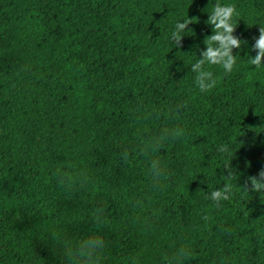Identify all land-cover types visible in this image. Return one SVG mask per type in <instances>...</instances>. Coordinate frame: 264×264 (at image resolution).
<instances>
[{
  "label": "trees",
  "instance_id": "16d2710c",
  "mask_svg": "<svg viewBox=\"0 0 264 264\" xmlns=\"http://www.w3.org/2000/svg\"><path fill=\"white\" fill-rule=\"evenodd\" d=\"M217 3L235 6L242 46L231 74L210 67L218 83L202 93L191 65ZM260 26L264 0H0V264H60L67 243L90 235L106 243L99 264H165L180 246L192 249L184 264H264V194L240 188L264 167V66L248 62ZM154 108L162 119L143 120ZM164 126L185 135L139 154L138 130ZM152 158L169 173L158 190ZM58 170L89 184L66 192ZM228 184L232 198L216 208L206 196Z\"/></svg>",
  "mask_w": 264,
  "mask_h": 264
},
{
  "label": "clouds",
  "instance_id": "9594fccd",
  "mask_svg": "<svg viewBox=\"0 0 264 264\" xmlns=\"http://www.w3.org/2000/svg\"><path fill=\"white\" fill-rule=\"evenodd\" d=\"M238 15L234 5L215 4L206 24L212 28L213 34L205 37L204 44L206 51L201 53L202 58L197 59L191 65V72L195 74L194 82L198 90L202 93H207L214 89L218 83V78L214 76L210 67L219 66L223 70V75L231 74L236 65V56L233 55V49H240L242 41L234 36L236 31V23L233 17ZM193 19L187 17L183 22L175 24V30L171 33V41L175 47L181 46L183 33L188 29ZM255 40L252 46V51L256 52L254 58H249L248 62L256 69L264 66V26L259 27V37L253 38ZM209 66V67H206ZM185 105L182 102H177L172 105L168 111L172 113L180 112ZM135 115V113H134ZM163 113L159 109H152L147 111L143 120H160ZM139 119L136 123H140ZM184 129L180 127L164 126L160 128L155 134L147 135L142 129L138 130L137 145L135 149L141 155L150 153H157L161 151L168 143L175 142L184 137ZM217 152L230 156L231 152L226 145H220ZM134 152L129 147H124L119 153V157L124 164H127L133 158ZM227 176L224 179L231 181L234 179V171L230 166H225ZM148 173L151 178V189L158 190L162 187L165 180L168 179L169 173L164 168L159 158H152ZM57 185L63 188L66 192H70L77 186L80 189H85L89 184V177L87 174L81 173L78 177L70 176L66 171L58 170L56 172ZM244 192L264 194V167L258 172L256 176H249L246 179L245 185L240 187ZM233 195V188L231 184L224 185L219 190L211 191L206 199L211 201L216 208L222 207V202L229 201ZM133 206L139 210H143L145 202L142 198H137ZM205 222L209 221V216L204 213L201 216ZM94 222L97 228L104 226L107 223L104 207L97 206L94 215ZM225 234L230 235L231 229H222ZM106 248L105 240L100 235H90L81 240L78 245L73 248L70 243H67L63 249L64 255L60 256V264H99L100 256ZM192 256V249L187 246L178 247L171 256L166 258L165 264H184Z\"/></svg>",
  "mask_w": 264,
  "mask_h": 264
}]
</instances>
